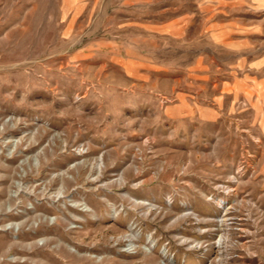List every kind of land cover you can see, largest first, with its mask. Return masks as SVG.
<instances>
[{"label": "rangeland", "instance_id": "rangeland-1", "mask_svg": "<svg viewBox=\"0 0 264 264\" xmlns=\"http://www.w3.org/2000/svg\"><path fill=\"white\" fill-rule=\"evenodd\" d=\"M0 264H264V0H0Z\"/></svg>", "mask_w": 264, "mask_h": 264}, {"label": "bare ground", "instance_id": "bare-ground-1", "mask_svg": "<svg viewBox=\"0 0 264 264\" xmlns=\"http://www.w3.org/2000/svg\"><path fill=\"white\" fill-rule=\"evenodd\" d=\"M102 164V163H101ZM101 167V166H100Z\"/></svg>", "mask_w": 264, "mask_h": 264}]
</instances>
